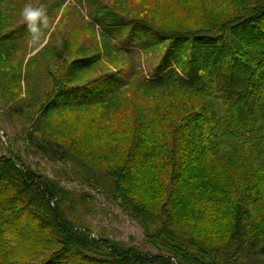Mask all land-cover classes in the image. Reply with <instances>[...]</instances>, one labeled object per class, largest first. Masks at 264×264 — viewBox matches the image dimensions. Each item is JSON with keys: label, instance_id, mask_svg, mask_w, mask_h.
Here are the masks:
<instances>
[{"label": "trees", "instance_id": "16d2710c", "mask_svg": "<svg viewBox=\"0 0 264 264\" xmlns=\"http://www.w3.org/2000/svg\"><path fill=\"white\" fill-rule=\"evenodd\" d=\"M88 1L104 43L69 62L49 54L51 87L22 139L49 159L86 167L71 175L136 221L157 253L95 234L79 216L94 213L90 193L75 196L7 149L0 264H264V0H149L146 18ZM168 6L201 20L172 25ZM42 14L22 33L37 30ZM104 56L128 65L103 70ZM143 56L150 64L141 77L134 60ZM135 79L146 95L185 98L138 109L127 97Z\"/></svg>", "mask_w": 264, "mask_h": 264}, {"label": "rangeland", "instance_id": "374dc122", "mask_svg": "<svg viewBox=\"0 0 264 264\" xmlns=\"http://www.w3.org/2000/svg\"><path fill=\"white\" fill-rule=\"evenodd\" d=\"M98 1H101L102 4L103 2L108 3L117 11L130 16L149 17L143 9L147 7L149 0ZM240 2L234 0L232 4H239ZM89 4L91 5L89 6ZM203 5L209 10L218 11V5L212 8L211 5L205 3ZM26 7L45 15L44 21L41 18L42 24L37 30L33 31V29L27 28L29 35L22 33V25L27 22L22 10ZM95 7L97 4L88 0H0L1 25L5 24L7 28L2 32L3 37L6 38L0 42V50H4L6 45H9L7 50L10 49L8 56L5 54V59L0 60V154H5L7 149L14 150L30 167L39 170L51 179L59 181L65 189L75 196L90 193L93 199L91 207L94 209V213L84 214L80 209L79 216L85 224L87 223L93 228L95 234L121 241L126 245H136L144 252L155 254L157 250L144 241L143 230L136 221L130 219L103 193L96 192L83 181L71 175V168H78L84 174H88L89 170L86 167L75 163V161V166H73V164L65 163L66 165H64L62 162L49 159L39 149L26 146L22 139L23 134L21 135V132L29 126L31 119L37 114L38 106L43 101L45 92L51 87L53 66L49 62V54L51 56H59L58 54H60L65 62H69L78 57L95 53L98 48L92 46H101L104 43L102 37L89 23L87 11ZM167 8H170V11H166V14L163 13L164 20L172 25L179 24L192 27L201 20L199 12L186 15L182 14L181 10L171 9L170 6L165 7V9ZM186 18L189 20L186 21ZM32 31L33 33H31ZM59 60L60 57H56L52 63H59ZM130 60L133 62V58ZM126 61L128 62V60H123L118 56L110 59L104 56L100 68L103 70L116 69L118 66H127ZM134 61L139 64L137 67L139 75L145 76L148 70L146 67L150 64L149 59L143 56L137 57ZM94 68L86 75L93 76L96 72ZM137 84L135 79V87L132 86L128 89L127 97L133 98L141 104L138 109H145L147 102L149 104L150 101H157L166 105L168 103L166 101L170 99L173 102L179 100L175 97L185 98L182 93L167 91L163 94L171 96L170 98L164 96L157 99L156 93H160L159 90L155 91L156 93L146 95L142 93L141 89L135 90L136 87L140 88ZM166 98L168 100H165ZM185 108L186 106H182V108L172 106L169 109ZM116 111L114 110V112ZM71 113L74 115L73 112ZM67 129L84 133L79 127H74L72 124H66L63 130L66 131ZM115 133L117 134V132ZM75 215L77 214L75 213Z\"/></svg>", "mask_w": 264, "mask_h": 264}, {"label": "clouds", "instance_id": "9594fccd", "mask_svg": "<svg viewBox=\"0 0 264 264\" xmlns=\"http://www.w3.org/2000/svg\"><path fill=\"white\" fill-rule=\"evenodd\" d=\"M27 21H32L38 16V12L31 10L30 8H25L22 10Z\"/></svg>", "mask_w": 264, "mask_h": 264}]
</instances>
